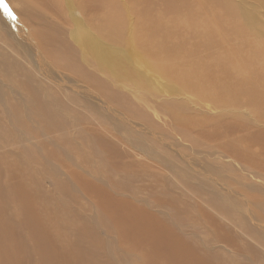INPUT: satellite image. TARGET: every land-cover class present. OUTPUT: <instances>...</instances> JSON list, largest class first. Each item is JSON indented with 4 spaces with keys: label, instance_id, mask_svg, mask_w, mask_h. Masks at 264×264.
I'll return each mask as SVG.
<instances>
[{
    "label": "bare ground",
    "instance_id": "bare-ground-1",
    "mask_svg": "<svg viewBox=\"0 0 264 264\" xmlns=\"http://www.w3.org/2000/svg\"><path fill=\"white\" fill-rule=\"evenodd\" d=\"M152 1L3 0L0 264H220L206 224L248 230L232 264H264V185L242 173L264 180V30L232 0L201 32L187 0Z\"/></svg>",
    "mask_w": 264,
    "mask_h": 264
},
{
    "label": "rangeland",
    "instance_id": "rangeland-1",
    "mask_svg": "<svg viewBox=\"0 0 264 264\" xmlns=\"http://www.w3.org/2000/svg\"><path fill=\"white\" fill-rule=\"evenodd\" d=\"M187 2L191 5V7L194 11H196L197 13H200V14H196L195 16H193L194 26L198 32L203 31L205 28V26H203V23H204V18L202 17L203 14H209L211 16L214 15L215 17L217 16V14L218 15L222 14L221 11L219 10V8H217L216 4L213 1H209V0L208 1H206V0H187ZM232 2L241 6L244 9L252 10L253 11L252 12L253 18L254 17L256 18V20L259 22L258 23L259 26L261 24L260 27L264 30V15H262L263 10L261 9V5L259 4V2L257 0H232ZM163 3H164L163 0H155V1L153 0L152 1L154 14H161V12L164 11L165 5ZM165 16L166 17L163 18L164 20H168L169 18L171 20L172 16H174V15L167 13V14H165ZM181 17L183 18V16H181ZM225 17H226V20L223 17V20H219L218 22H221V25L226 30H229V27H231V25L234 23L235 18H232L231 16H225ZM174 30L176 33L173 34V36L171 37V39H170L171 41L176 42V41H180L182 39V40L187 41V43H186L187 46H190V44H191V46H193L192 36H190L189 34H186V32L180 28L176 27V28H174ZM251 41H252V44L254 45L256 43V41L257 42L259 41V38L252 37ZM246 47H247V49H249V44L248 45L245 44L242 48L244 50H246ZM199 49L203 51V49H201V48H199ZM225 50H226V48L223 49V51H225ZM195 59H197V58H195ZM2 77H3V75H2ZM156 83L159 84L160 80L156 79ZM135 100L138 102L137 99H135ZM136 101H134V102H136ZM214 111L215 110H213L212 113H210V114H213ZM149 112H150V115L152 114L151 115L152 119H154L158 123H161L162 119L153 115L154 110L150 109ZM254 128H256V126L254 124H251L250 129L253 130ZM145 134L148 135L147 133H145ZM155 134L157 135V137L160 136V135H158L159 133L155 132ZM152 139H153L152 141L155 142L156 144L160 142V140H158L157 138L155 140V137L154 138L152 137ZM162 146L165 148H168V147H166L165 143L162 144ZM196 155L200 156L199 154H196ZM136 156L139 158L141 156V154H137ZM152 158H154V157H152ZM209 158H213V157H209ZM217 158H219L220 162H222V163L223 162H229L234 166V168L238 169V166L236 165V163L231 161V160H233L232 158H221V157H217ZM92 159L97 160V159H101V158H92ZM125 159L126 160L129 159V157H127ZM52 161H54V159ZM55 163H56V161H54V164ZM57 163H61V162L58 160ZM226 171L230 172L229 174L232 175L231 171H229V170H226ZM242 173L244 174V176L248 177L247 179L249 180V182H251L253 184L264 185V180L256 179V178L252 177L249 172H246V171H244ZM121 174L122 173H119L118 175H116V173H114V177H117ZM152 183L156 184L154 182H152ZM44 185H46V186H44L45 189L50 190L51 189V179L50 178L46 179ZM233 195H235V193H233ZM142 196H146V195L142 194ZM84 200L87 203L91 202V199H89V198H85ZM39 205L41 206L42 210L41 209H37V210L43 212L48 217V221H46V223L48 224V226L50 228H52L54 230L57 226H59V224L56 222V225H55L53 209L50 208V206H45L43 204H39ZM78 209H80V208H78ZM148 209L150 211H154V212L157 211V210H151L150 208H148ZM43 213H41V215L43 216V224H45V218H44ZM251 225L254 226V224H251ZM40 226L41 225H37V227H35V228L38 230L39 228H41ZM255 227L258 228L259 230L263 229L259 226H255ZM26 228L27 227H25L24 230ZM198 232H199V236L197 238L198 239V247H199L198 251L199 252L207 251L208 253L205 255L212 260L219 261L220 264H232L230 257L238 255L237 252L241 249V247L246 242V240L251 241V238L248 237V230L243 231L238 227L226 228V230L222 231V230L217 229L213 225L206 224V225H199ZM56 234H57L56 238H58V234H59V238H61V235H63L57 231V228H56ZM66 237H69V236L68 235L64 236L65 239H66ZM253 241H254V243H256V239H253ZM18 245H19L18 241H13V240L10 241L11 247H15ZM32 247H34L33 244L30 246L29 249L31 250ZM60 248H61V246L58 244L57 250ZM27 251H28V249H27ZM34 257H35V253H32V259ZM25 258L29 259L27 255L25 256Z\"/></svg>",
    "mask_w": 264,
    "mask_h": 264
},
{
    "label": "snow or ice",
    "instance_id": "snow-or-ice-1",
    "mask_svg": "<svg viewBox=\"0 0 264 264\" xmlns=\"http://www.w3.org/2000/svg\"><path fill=\"white\" fill-rule=\"evenodd\" d=\"M0 7H3L4 12L9 15L10 17L13 16V13L11 12L9 6L3 2V0H0Z\"/></svg>",
    "mask_w": 264,
    "mask_h": 264
}]
</instances>
